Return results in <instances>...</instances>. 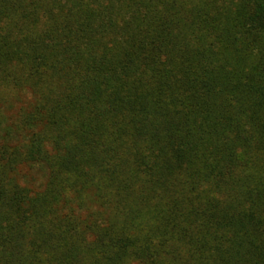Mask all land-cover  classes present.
Returning <instances> with one entry per match:
<instances>
[{"label": "trees", "instance_id": "1", "mask_svg": "<svg viewBox=\"0 0 264 264\" xmlns=\"http://www.w3.org/2000/svg\"><path fill=\"white\" fill-rule=\"evenodd\" d=\"M0 264H264V0H0Z\"/></svg>", "mask_w": 264, "mask_h": 264}]
</instances>
